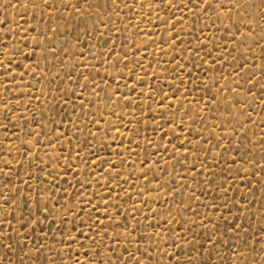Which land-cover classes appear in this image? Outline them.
<instances>
[{
	"label": "rangeland",
	"instance_id": "obj_1",
	"mask_svg": "<svg viewBox=\"0 0 264 264\" xmlns=\"http://www.w3.org/2000/svg\"><path fill=\"white\" fill-rule=\"evenodd\" d=\"M91 2L96 5L91 9L93 15H88L89 5L85 3L81 8L84 19L68 23L56 18L61 13L68 15L59 0H54L55 6L46 12L42 0L36 3L0 0V21L6 22L0 23V36L7 47L6 55L0 56L4 61L0 65L3 69L0 91L11 109L0 111V124L8 129L5 133L0 128V141L7 145L5 159L13 165L11 170L4 168L11 181L7 187L0 184V188L4 189L6 198L16 197L11 204L3 205L0 215L13 213L17 218L7 217L10 223L6 233H12L15 226L23 234L22 237L12 234L13 239L23 243L9 253V260H0V264H46L45 258L51 256L55 257V264H77V254L79 264H98L101 258L108 264L109 249L105 248L97 257L100 245L92 246L87 239V234L95 235L87 226L92 225L88 212L81 219L69 211L92 201L100 208V219L104 220L102 199L108 200L107 215L114 217L117 225L107 231H130L119 227L124 216H128L127 223L133 227L140 221L139 232L133 233L132 238L155 257L144 259L143 264H177L173 255L178 256L179 264H187L189 256L194 257L193 264H204L210 254L208 264H264V90L261 89L264 85V0H249L240 9L244 12L242 20L235 9L228 11L232 7L228 0L219 6L218 0H211L213 8L207 14L200 10L205 7L202 2L195 14L189 12L190 0L182 11L177 10L178 0H173L171 10L163 6L162 0L139 3L116 0V4L108 0L110 6H100L104 0ZM57 7L61 12L56 11ZM194 15L201 18L194 21ZM173 20L175 28L169 31ZM96 25L103 34L102 39L98 38ZM33 27L37 31L33 32ZM49 27L55 31L41 36L40 31ZM85 27L91 29L88 34L83 31ZM200 29L204 30L203 35ZM249 30L251 37L241 43L243 34ZM176 32L179 39L171 47L161 43L170 41ZM37 40L42 42L41 48L35 47ZM197 47L201 49L199 55L194 54ZM21 48L29 54L35 49L34 55L31 58L19 55ZM48 48L52 51H46ZM111 50L116 54H111ZM209 51L211 56L206 55ZM124 52L128 53V66L120 63L117 68L118 58ZM101 53L107 57L103 63ZM219 55L225 59L213 65L212 61ZM8 57L14 60L11 65ZM133 60L142 62L144 67ZM241 64L247 66L237 76L235 67ZM178 65L182 67L178 75H173L172 69ZM249 68L258 81L255 87L246 83L244 74ZM9 69L10 74H5ZM69 73H75L71 79ZM80 73L87 78L95 77L92 83L99 85L95 89L98 95L93 94L91 87L88 90L78 87L89 84V79L79 77ZM133 74L136 79L132 78ZM161 88L168 93L164 108L160 105ZM125 94L128 99H123ZM3 103L0 100V109ZM89 118L97 123H90ZM167 119L173 124L169 125ZM181 123L184 127H180ZM181 143L185 144L184 148L179 147ZM201 145L203 149L197 152L196 147ZM163 146H167V152ZM25 147L29 149L26 157ZM190 151L195 154L185 163L177 162L182 154ZM18 159L23 161V169ZM201 160L205 162L201 164ZM146 162L150 167H146ZM113 163L118 167L112 169ZM26 172L32 174L31 178ZM145 172L147 178H144ZM57 175L58 188L50 187L49 181ZM0 178L8 180V177ZM24 180H30L36 191L29 192L25 184L24 191L20 192ZM78 181H83L85 187L80 188ZM110 188H115L111 197ZM78 189L83 195L78 194ZM37 193L41 197L40 206L51 205V208L44 215L37 212L43 223L31 225L30 229L35 230L27 231L17 220L27 223L28 212L36 211ZM226 201L232 208L230 213L223 208L217 213L215 208L205 207L223 205ZM115 204H119L123 216ZM93 215H97L94 209ZM203 216L214 220L219 228L213 237H222L224 241L217 249L219 256L204 235L215 230L200 226ZM237 222L247 229L238 237L225 227ZM76 226L86 235L80 237V243L69 246L64 237L68 231L79 237ZM45 232L48 238L43 240ZM153 234L159 235L153 240ZM141 236L146 239L141 240ZM103 240L112 244L106 236ZM189 240L194 243L189 244ZM38 241L45 245L39 253L34 250ZM177 243L181 247H176ZM125 244L121 239L113 246L122 251ZM154 245L161 250L152 251ZM127 246L134 247V244ZM61 250L62 256L58 255ZM89 250L91 255L86 257L84 253ZM239 253H243V258ZM111 264H121L116 254H112Z\"/></svg>",
	"mask_w": 264,
	"mask_h": 264
},
{
	"label": "snow or ice",
	"instance_id": "obj_2",
	"mask_svg": "<svg viewBox=\"0 0 264 264\" xmlns=\"http://www.w3.org/2000/svg\"><path fill=\"white\" fill-rule=\"evenodd\" d=\"M32 2L36 3V0H32ZM59 2L61 4H63L64 9L67 11L68 15H67V17H65L63 15V13H61V15L59 17H56V18L57 19H65L66 22H68V23H71L72 21H82L84 19L83 18V14L81 13V8L84 6L85 3H87L89 5V8H88V15L89 16L93 15L91 9H92V7L96 6V5H94L91 2V0H75V3H73V0H59ZM139 2H141V0H137V3H139ZM162 2H163V6L165 8H167V9H169V10H171L173 8V6H174L173 5V0H162ZM188 2H189V0H178V3L176 5L177 10H181L182 11V7L186 6L188 4ZM190 2H191L192 7H189V12H192L194 14L196 12V9L200 8L201 2L205 5V7L200 8L201 12H203L204 14H207L208 11L213 8V4H212L211 0H190ZM42 3L44 5L45 12L49 8H52V7L55 6L54 0H42ZM228 3H230L231 6H232L231 8L228 9V11L232 12L233 9H235L239 13L240 19L242 20L243 16H244V12L240 11V9L243 8L244 5L249 4V0H228ZM111 4H116V0H111ZM223 4H224V0H218V6L219 5H223ZM100 6H110V5L108 4V0H104L103 4H101ZM56 11L58 13L61 12L59 7L56 8ZM200 18L201 17L199 15H194L193 16V20L194 21L198 20ZM217 18H219V16ZM229 18L231 19V17H229ZM0 23H6V22L0 21ZM104 23H105V26L107 27V22L104 21ZM164 23L167 24L168 22L164 21ZM180 23H183V19L182 18L180 20ZM175 24H176V21L173 20L172 23H171V28L169 29V31H172L175 28ZM235 26H236L237 30L239 31L240 23L237 22ZM245 26L247 27V25H245ZM32 31L33 32L37 31V28L33 27ZM47 31H55V30L51 29L49 27L48 29L41 30L40 31V35L44 36ZM83 31H84L85 34H88L91 31V29H88L87 27H85ZM96 31L98 32V38L102 39L103 34L99 32V25H96ZM199 31H200V34L203 35L204 30L200 29ZM229 31H231V29H229ZM24 32H25V37L24 38H26L27 37V29H25ZM243 35H244V40L241 41V43L246 42L247 39L251 37L252 32H251V30H249L247 33H244ZM24 38H22L20 43L23 42ZM78 39H79V37H78ZM177 39H179V33L178 32L175 33V35L173 36V38L170 41H161V43L162 44L163 43H168L169 47H171V45L176 43ZM233 39H235V36L233 37ZM181 43H183L182 40H181ZM13 47H15V45H13ZM35 47L36 48H41L42 47V42L37 40ZM204 47H207V45H204ZM219 47L220 46L218 45L217 48L219 49ZM223 47H224V50L227 51V45L225 44ZM0 48L4 49V50H0V56H5L6 55V51H7V47L4 45L3 36H0ZM133 48H135V46H133ZM200 50L201 49L199 47H197L196 49H194V54L195 55H199ZM46 51H52V49L48 48V49H46ZM60 51L63 52L64 49L62 48ZM161 51H164V49L162 48ZM34 52H35V49L32 50L31 54L25 53L23 51V49L21 48L19 50L18 54L21 55V56H25L27 58H31L32 55H34ZM111 54L115 55L116 54L115 50H111ZM228 54L231 55V52H229ZM53 55H59V54L53 52ZM127 55H128V53L124 52L122 55L119 56L118 62L116 64L117 68H119L120 63H124L125 67L128 66L127 62H126ZM206 55L211 56L212 55L211 51L206 53ZM101 56L103 57V59L101 60V63H103L104 59H107V57L105 56L104 53H101ZM44 58L47 59V56H45ZM92 58L95 59V55H93ZM224 59H225V57L223 55H219L216 59H214L212 61V64L215 65L216 63H220ZM233 59H235V58H233ZM246 59H248V58L246 57ZM132 62L136 63L139 67H144L143 63L140 62V61L133 60ZM12 63H14L13 58L12 57H8V65H11ZM3 64H4V61L0 60V65H3ZM246 66H247L246 64H241V65L236 66L235 67L236 75L240 76L241 70L244 67H246ZM4 67H5V69H7L8 66L5 65ZM37 67H39V65H37ZM181 67H182V65H178L176 68H173L172 69L173 75H178L179 70H180ZM2 70L3 69H0V71H2ZM262 70H264V69H262ZM5 74H10V69ZM30 74H32V73L30 72ZM73 74H75V73H69V77L68 78L71 79ZM189 75L191 77V74H189ZM244 75L247 77L246 83L252 85V87H255L256 84L258 83V81L255 79L254 73H252L251 68H249V71L247 73H245ZM79 77L81 79H89V84L78 85V87H82L85 90H88L91 87V91L93 92V94L94 95H98V93H96L95 89H96V87H99V85H94L92 83L95 80L94 76H92L90 78H87V77H84L83 73H80ZM132 78L136 79L134 74H133ZM154 79H158V77H154ZM113 81L115 82V77H113ZM174 83L175 82L173 81V84ZM181 83H183V81H181ZM3 87H7V85H4ZM239 87H240V84L237 82V88H239ZM261 89L264 90V85H261ZM8 90L12 91L11 88H8ZM131 90L133 92L136 91L135 88H132ZM153 90L155 91V89H153ZM173 90H175V89H173ZM101 91H103V89H101ZM119 91H120V89L117 88L116 92H119ZM160 91L162 93L161 98H160V105H161V108H164L165 107V97L168 96V93H164L162 88L160 89ZM223 91H224V89H221V92H223ZM231 91H235V89H231ZM248 91L251 92L252 88H249ZM72 95H76V93L73 92ZM141 95H143V93H141ZM38 98L39 97H37V99ZM68 99L71 100V96H69ZM110 99H111V97H110ZM123 99H128L127 94L124 95ZM0 100L4 101L3 108L0 109V111L6 110V111L10 112L11 109L8 108L9 101L4 98L2 91H0ZM65 103H67V101H65ZM237 103H239V101H237ZM81 107H83V101L82 100H81ZM172 107L174 108L175 104H173ZM181 107H183L182 104H181ZM113 114H115V113H113ZM165 115H166V113H165ZM4 118L10 120V118L8 116H5ZM89 122L92 123V124L97 123L95 120H92L91 118H89ZM166 122L169 125L173 124V121L171 119H167ZM180 127H184L183 123L180 124ZM241 127H243V124H241ZM0 128H3L5 133H7V131H8L7 126H5L3 124H0ZM130 131H131V129H130ZM33 134L35 135V133H33ZM13 135H15V133H13ZM167 135H168V133H167V131H165L164 132V136L167 137ZM173 135L175 136V132H173ZM18 138L19 137H17V139ZM151 143L152 142L149 141V144H151ZM188 143L192 144V141L189 140ZM197 143H198V141H197ZM25 144L27 145V142H25ZM179 147L180 148H184L185 144L181 143ZM6 148H7V145H5L2 141H0V163H2V165H3L2 167H0V177H8L7 181L4 180L3 178H0V184H3L5 187H7L8 182L11 181V177L9 176L8 173L4 172V168H8L9 170H11L12 167H13L11 161L5 159V156L7 155V153L5 151ZM163 148H164L165 152L168 151L167 146H163ZM202 149H203V146L201 145L199 147H196L195 150L197 152H199ZM177 150H179V149H177ZM28 151H29V149L27 147H25V151L23 152V155L25 157L28 155ZM129 151H131V149H129ZM207 151L210 152V150H207ZM157 154H159V149L157 150ZM194 154L195 153H193L191 151L188 152L186 155L182 154L181 158L177 162L178 163H185L187 161V159H189ZM196 159L199 160L200 157L197 156ZM17 162L20 165V167L23 169V161L18 159ZM204 162H205L204 160L200 161L201 164H203ZM233 163H235V161H233ZM156 164H157V166H159L160 161H157ZM111 167H112V169H115V168L118 167V165L113 163L111 165ZM146 167H150V164H148L147 162H146ZM69 170H71V165H69ZM101 171H103V169H101ZM239 171H241V170L238 169V172ZM25 174L28 175L30 178L32 176V174L28 173V172H26ZM117 175H119V173H117ZM253 175H255V172H253ZM144 178H147V172L144 173ZM58 179H59L58 175L57 176H52L51 180L49 181V186L58 188V184H57ZM97 182L99 183V181H97ZM125 182H127V181H125ZM78 183L80 184V188H84L85 187L83 181H78ZM25 184L27 185V187L29 189V192L36 191V189L33 188L32 184L30 183V180H24V181H22L21 188L19 190L20 192L24 191L23 185H25ZM40 186L42 188L44 187L42 180L40 181ZM88 186L90 187L91 185L89 184ZM73 187H75V185H73ZM9 191H12V189L10 188ZM114 193H115V188H110L109 192H108L109 197H111ZM18 194L19 193H17V195ZM78 194L79 195H83V193L80 192L79 189H78ZM226 196H227V193H226ZM129 198H131V197H129ZM13 199H16V197L13 196L11 198H6L5 195H4V189L0 188V212H2V210H3V205L4 204H11ZM40 199H41L40 194L37 193V196H36V205H37L36 211L35 212H33V211H29L28 212L27 217H26L27 223H24V222H21V221L17 220V223L20 224L21 228H24L27 231H34L35 230L34 228L30 229L31 225H37L39 223H43V221L40 220V217L36 213L39 212L40 215H44L45 213H49V209L51 208V205H49V207H47V208L46 207H41L40 206ZM24 203L25 204L28 203L27 198H25ZM102 203L104 205V213L106 214L104 220L100 219V215H99L100 208L96 207L92 201H89V203L87 205H83L80 208H72V209L69 210L72 214L76 215L78 218H81V219L83 217V213L84 212H88L89 218L92 220V225H87V226L89 228H91L93 232H95V235L87 234V239L89 241H91L92 246L100 245V247H98V249H97V257L101 256V254L103 253L105 248H108L109 249L108 264H111L112 254H116V259L119 260L121 262V264H124L125 261H127V264H143V260L144 259H155V257L151 256V253L148 251L147 248L141 249L140 244L138 242H135L133 240V238H132L133 237V233L139 232V225H140V221L139 220H137V226L133 227L131 224L127 223L128 216H124V219L119 224V227L130 229V231L120 232V233H114V232L107 231V229L109 227H116L117 225L115 224V218L112 217L111 215H107L108 207H109L108 206V200L107 199H102ZM238 203L239 202H237V205H238ZM237 205H234V206H237ZM114 206L117 209V211L120 213V215L123 216V210L120 208L119 204H115ZM205 207L215 208L217 213H220L222 208L225 209L229 213L232 211V208L228 206L227 201L223 205L212 204V205H205ZM93 209L95 210L97 215H93ZM52 210L54 211V209H52ZM129 214L132 216L133 219H136V216H135L134 213L130 212ZM9 215H11L13 219H17L16 216L13 213H5L3 215H0V260H9L10 259L9 253H12V252L16 251L17 246L20 245L21 243H23L22 240L13 239V235H12L13 233L15 234L16 237H22V235H23L19 231V229L16 228L15 226L12 227V233H6V228H7L8 224L10 223V221H8V219H7V217ZM196 215H199V213H196ZM209 215H210V213H209ZM150 219L151 218H149V220ZM221 219L226 220V217L222 216ZM235 219L237 221H239L240 218L236 217ZM82 222L87 224L86 221H82ZM52 223H55V221H52ZM165 223H167V221H165ZM199 223H200V226L205 228V229L215 230V231L205 232L204 235L208 236V241L207 242H210V243H212L214 245L213 251H216V254L219 256V251H217V249H218L220 244L224 243V241H223L222 237H218L216 239H213V237L216 236V233L219 232V228H218L216 222L214 220H209L208 216H203V217H200ZM65 224H66V221H65ZM250 226L251 225H249V227ZM225 227H226V229H229L233 233V235L236 236V237H238L241 233L247 231V229L242 227L239 222L234 223V224H225ZM61 230L63 231V228ZM76 231L79 233V237L73 235L72 231H68L67 234L64 237V241L69 246L72 245V244L80 243V237H84L86 235L85 232L81 228H79V226H76ZM189 231H191V229H189ZM225 234H227V232H225ZM156 235H159V234H153V237H152L153 240L155 239ZM185 235H187V233ZM105 236L108 238V240H112V244L111 245L108 244L107 240H103L102 241V237H105ZM47 238H48L47 237V233L46 232L43 233V240H46ZM121 239L125 240L126 244H125V246H123L122 251H119L118 248L114 247L113 245L117 244ZM140 239L144 240V239H146V237L141 236ZM188 243L189 244H193L194 241L193 240H189ZM127 244H134V247H128ZM44 246L45 245H44L43 241H38L36 246H35V249H34L35 252L39 253L41 251V249L44 248ZM245 246H247V241H245ZM176 247H181V245L177 243ZM200 248L203 249L204 245L203 244L200 245ZM5 249L7 251H3ZM23 250H24L23 248H20V251H23ZM160 250L161 249L159 248L158 245H154L153 248H152V251H154V252H159ZM125 253L127 255H125ZM137 253H139V255H137ZM165 254L168 255V253H166V252H165ZM58 255L62 256L63 255V251L61 250L58 253ZM84 255L86 257L90 256L91 255V250L86 251L84 253ZM239 255H240L241 258H243V253H239ZM36 258L39 259V257H36ZM210 258H211V254L209 255V257L205 258L204 264H208V260ZM220 258H221V260L223 259V257H220ZM29 259H32V257L29 256ZM45 259H46V264H55V257L54 256L46 257ZM76 259H77V264H79L78 254L76 256ZM93 259H96V257H93ZM172 259L176 260L177 264H179L178 256L173 255ZM193 261H194V257L189 256L187 264H193ZM98 264H105V260L102 259V258L99 259Z\"/></svg>",
	"mask_w": 264,
	"mask_h": 264
}]
</instances>
